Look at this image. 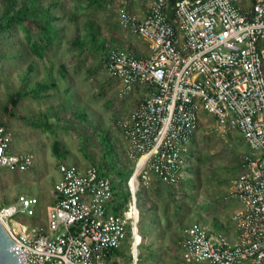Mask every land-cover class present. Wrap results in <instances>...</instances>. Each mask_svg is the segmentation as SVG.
I'll list each match as a JSON object with an SVG mask.
<instances>
[{"label": "built area", "instance_id": "1", "mask_svg": "<svg viewBox=\"0 0 264 264\" xmlns=\"http://www.w3.org/2000/svg\"><path fill=\"white\" fill-rule=\"evenodd\" d=\"M118 20L149 50L111 49L104 58L127 94L145 89L129 119L119 122L138 187L128 181L129 203L113 212L117 190L107 174L62 164L45 223L10 225L18 214L37 215L36 197L0 207V223L21 247L24 264H110L138 235L140 186L149 187L152 177L169 185L191 177L189 151L203 116L249 148L230 194L243 206L232 218L233 241L201 222L185 229L181 264H264V0H155L144 18L123 9ZM34 165L33 154L12 150L11 134L0 126V169L23 173Z\"/></svg>", "mask_w": 264, "mask_h": 264}, {"label": "rangeland", "instance_id": "2", "mask_svg": "<svg viewBox=\"0 0 264 264\" xmlns=\"http://www.w3.org/2000/svg\"><path fill=\"white\" fill-rule=\"evenodd\" d=\"M154 1L0 0V126L10 132L13 151L35 156L29 171L0 169V207L23 195L40 202L37 216L18 214L14 228V221L46 222L62 164L99 168L129 203L125 188L135 164L119 122L142 97L122 90L104 58L119 48L145 55L147 46L120 26L118 12L144 18ZM202 118L189 151L191 177L175 185L152 177L139 188L137 264H181L184 231L194 222L236 229L234 211L243 205L229 197L249 148L240 135H221L211 117ZM133 248L129 236L111 264H134Z\"/></svg>", "mask_w": 264, "mask_h": 264}, {"label": "crops", "instance_id": "3", "mask_svg": "<svg viewBox=\"0 0 264 264\" xmlns=\"http://www.w3.org/2000/svg\"><path fill=\"white\" fill-rule=\"evenodd\" d=\"M145 14L146 13H142V14H140V17H144L145 16ZM145 44V43H144ZM146 45V44H145ZM147 46V45H146ZM148 48V47H147ZM135 54H137L138 55V53H135ZM147 54H149V50L145 53V55H147ZM134 93H136L137 95V97H139V96H141L142 98H143V96H144V93H145V89H142V88H139V89H137V90H135V92ZM241 171V170H240ZM103 172V171H102ZM106 174V173H105ZM60 173H59V179H60ZM108 177H110V176H108ZM111 178V177H110ZM190 178V177H189ZM58 179V180H59ZM112 179V178H111ZM122 186H116V193H115V197H114V200L112 201V203H111V205H110V209L113 211V212H121V211H123V209L126 207V205H127V203H125V204H122V201H121V191H120V189L119 188H121ZM125 190L127 191L128 190V188H127V185H126V188H125ZM128 192H129V190H128ZM53 193H54V191H53ZM54 195H55V193H54ZM229 198H231V200H233L234 198H232V197H229ZM235 200V199H234ZM55 202V201H54ZM40 203V202H39ZM39 205V204H38ZM233 206V205H232ZM53 206H51L50 207V210H51V208H52ZM242 208H236V211H234V214L237 212V211H239V210H241ZM37 216V215H36ZM35 216V217H36ZM35 217H32V218H35ZM47 218V217H46ZM31 219V218H30ZM29 221H31V220H29ZM232 221H233V219H232ZM203 223V222H202ZM203 224H205V225H207L210 229H211V231L214 233V234H216V235H222V236H225V237H227L228 239H230V240H234L235 239V236H236V234H235V232H236V229L233 227V225H232V227L227 231V230H225V229H228V227H225V229H223L222 227H219V226H213L211 223H203ZM120 250H121V248L117 251V252H120ZM117 252H115V253H113L112 254V256L110 257V264L111 263H113V261H115V260H118V259H116L117 258ZM180 258H181V251H180Z\"/></svg>", "mask_w": 264, "mask_h": 264}, {"label": "water", "instance_id": "4", "mask_svg": "<svg viewBox=\"0 0 264 264\" xmlns=\"http://www.w3.org/2000/svg\"><path fill=\"white\" fill-rule=\"evenodd\" d=\"M0 264H24L21 247H18L0 223Z\"/></svg>", "mask_w": 264, "mask_h": 264}, {"label": "bare ground", "instance_id": "5", "mask_svg": "<svg viewBox=\"0 0 264 264\" xmlns=\"http://www.w3.org/2000/svg\"><path fill=\"white\" fill-rule=\"evenodd\" d=\"M137 175H138V172L135 173L134 176H130L131 178L129 179V183L131 184L132 189L134 191H136L138 187ZM141 242H142V238L140 237V235H137L134 241V248H133V253H132L133 257H138V253H139L138 246L141 244Z\"/></svg>", "mask_w": 264, "mask_h": 264}, {"label": "trees", "instance_id": "6", "mask_svg": "<svg viewBox=\"0 0 264 264\" xmlns=\"http://www.w3.org/2000/svg\"><path fill=\"white\" fill-rule=\"evenodd\" d=\"M115 252H117V251H115Z\"/></svg>", "mask_w": 264, "mask_h": 264}]
</instances>
